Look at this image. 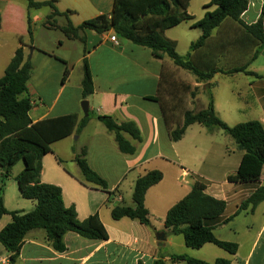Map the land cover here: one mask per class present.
<instances>
[{"label":"crops","instance_id":"crops-1","mask_svg":"<svg viewBox=\"0 0 264 264\" xmlns=\"http://www.w3.org/2000/svg\"><path fill=\"white\" fill-rule=\"evenodd\" d=\"M34 1H52L61 13L70 12L68 17H57L58 24L65 26L69 19L75 27L99 17L112 20L116 2ZM191 3L192 0L188 12L194 20L181 24L187 25L189 32L170 39L177 42L179 55L190 54L199 69L212 73L208 82H201L190 71L177 67L168 56L158 60L150 49L131 41L118 38L119 45H115L110 40L115 34L112 29L105 33L86 29L78 33V38L70 39L57 27L46 25L52 7L35 9L29 8L27 0H0V36L19 39L15 44L8 39L0 41V78L22 41L25 60L33 65L28 84L33 123L70 115L78 116L79 120L85 117L81 107L85 100L82 87L85 60L89 65L95 86L94 93L86 99L91 119L79 135L74 132L52 143V152L43 158L41 182L61 187L65 204L76 207L80 220L98 213L109 233L108 240H88L68 233L64 238L67 250L57 252L47 242L45 230L36 229L27 234L15 264H155L159 260L164 264H184L173 260L174 255L208 263L228 259L233 264H264V202L253 213L250 209L239 212L243 202L264 187V172L258 182L230 183L228 177L239 169L244 151L222 130L209 132L204 126L193 124L181 140L171 139V131L183 124L185 112L205 108L209 94L213 95L217 115L227 125L259 121L264 126V46L256 43L240 23L227 19L204 46L191 50L202 35L192 25L207 12L198 16L191 11ZM263 4L264 0H249V7L241 16L245 25L259 21ZM29 18L32 40L28 33ZM38 24L52 41L47 47L37 43L34 25ZM50 33L61 36L52 40ZM25 37L30 38V43ZM258 50L260 53L256 55ZM242 68L245 71L228 73ZM187 86L205 89L198 96L200 108L194 106L192 93H186ZM184 101L190 106L185 107ZM99 116H111L118 124L131 122L137 126L141 141L124 134L135 147L134 154L120 151L114 134L100 122ZM85 147L89 165L115 194L111 202L108 193L99 187L82 184L83 176L75 157ZM154 170L161 171L163 179L146 194L151 225L129 218L114 220L112 209L118 205L133 206L137 179ZM196 183L205 185L208 195L226 202L224 214L207 225L213 228L218 240L238 244L235 255L212 243L200 249L189 248L182 234H173L165 227L169 210ZM83 195L86 200L81 198ZM7 216L1 221L0 230L12 221L2 226ZM9 257L10 253L0 246V261H5L0 264H10Z\"/></svg>","mask_w":264,"mask_h":264},{"label":"trees","instance_id":"trees-1","mask_svg":"<svg viewBox=\"0 0 264 264\" xmlns=\"http://www.w3.org/2000/svg\"><path fill=\"white\" fill-rule=\"evenodd\" d=\"M27 1L29 8L52 7L53 12L48 16L46 25L57 27L70 39L78 38V33L86 29L97 33H105L112 29L118 38L150 49L158 60L168 56L177 67L190 71L201 82H208L212 78V73L204 72L195 65L190 54L179 55L177 42L165 36L167 30L194 20V16L188 12L191 0H116L112 20L99 17L86 21L78 27H75L69 19L65 26H59L57 17H68L70 12L61 13L54 6V2ZM212 7H215L213 11H207L201 20L192 25L193 28L200 29L202 35L191 45V50L204 46L213 31L227 19L240 23L256 43L264 46V4L259 21L252 26L245 25L241 20V16L249 7V0H210L204 8ZM1 22L0 15V30ZM28 24V33L32 40L30 18ZM259 53L260 50L256 55ZM243 71H245L243 68L234 69L228 73ZM32 72L33 65L30 60H25L24 44L21 41V47L17 49L4 76L0 78V168L3 170V177L8 178L13 168L24 161V170L16 177V181L22 197L35 201L36 206L28 213L10 212L0 195V225L4 216L10 215L12 219L0 230V243L10 253V264L18 261L27 234L36 229L45 230L47 242L57 252L67 250L64 238L68 233H76L88 240L109 239V233L98 213L80 220L76 207L65 204L61 187L41 182L43 158L52 152V143L69 137L74 132L79 135L89 123L91 115L82 120L76 115H70L33 123L30 117L33 103L28 88ZM67 75L68 70L65 79ZM82 87L83 98L86 100L95 91L93 75L86 60ZM208 100L207 106L200 111L185 112L183 124L171 131V139L174 142L181 140L187 128L193 124L204 126L209 132L222 130L244 151L239 169L228 177V181L235 184L260 181L264 172L263 124L259 121H250L231 127L217 115L212 94L208 95ZM98 119L109 132L114 134L121 152L130 155L136 152L135 147L124 137L127 133L135 140H142L141 132L134 123L118 124L111 116H99ZM87 154L88 150L85 147L75 157V162L83 176L82 184L90 183L99 187L108 193V202H111L115 194L108 190L107 181L91 168ZM162 179L163 173L158 170L150 171L138 178L133 192L134 205L115 206L111 211L112 218L116 221L129 218L150 226L149 211L145 205L146 194ZM3 191L1 187L0 194ZM205 191V185L196 183L191 192L169 210L165 227L173 234H182L189 248L200 249L212 243L235 255L239 249L238 244L218 240L213 228L207 225L208 222L215 221L224 214L227 204ZM262 202H264V187L259 188L243 202L239 212L250 209L253 213ZM172 259L184 264H233L228 259H218L214 263H208L185 255H174ZM155 264L164 263L159 260Z\"/></svg>","mask_w":264,"mask_h":264},{"label":"rangeland","instance_id":"rangeland-1","mask_svg":"<svg viewBox=\"0 0 264 264\" xmlns=\"http://www.w3.org/2000/svg\"><path fill=\"white\" fill-rule=\"evenodd\" d=\"M210 0H192L191 3V11L194 12L195 14H197L198 16H201V13L203 11H211L212 8L210 9H205L204 6L206 5V3H208ZM188 22V21H187ZM189 27H187V25H180L178 28H175L171 31H168L166 35V38L170 39L173 37H176L182 33H187L189 32ZM34 31L36 32L37 35V43H40L41 45H45V47L48 46V44H50L52 41L51 39H49L47 37V31H44L41 26L38 25H34ZM52 35L51 38L52 40L56 37L59 36L60 33H50ZM61 36V35H60ZM9 40L12 44L18 43V38L16 37H12V36H0V41L1 40ZM25 41L27 43H30V38L29 37H25ZM182 47V45H181ZM33 48V46L31 47ZM182 49V48H181ZM187 90L186 93H192V98L194 99V106L197 108V102H199V95L201 93L205 92V89L202 87L196 88L195 90H193V88H191L190 86H187ZM183 104L185 105V107H187V105L190 106L189 102L184 101ZM195 112V111H194ZM78 141L75 140V144ZM78 144H82L81 141H79ZM69 167H71V164H68ZM25 164L24 161L19 162L12 170L10 176L8 178L3 177V170L0 168V188L2 187L4 189V191L0 194L5 202V206L8 209V211L12 212V211H21L24 213H28L31 212L35 206H36V202L33 200H28V199H24L19 191V187H18V183L16 181V177L24 170ZM82 199L86 200L87 198L85 197V195H83V197H81ZM11 220V216L8 215L4 221L2 222V226L6 225V223H8ZM0 246L1 243H0Z\"/></svg>","mask_w":264,"mask_h":264},{"label":"water","instance_id":"water-1","mask_svg":"<svg viewBox=\"0 0 264 264\" xmlns=\"http://www.w3.org/2000/svg\"><path fill=\"white\" fill-rule=\"evenodd\" d=\"M81 107H82V110H83V113L85 115V117H88L90 115V104H89V101L87 100H84L81 104Z\"/></svg>","mask_w":264,"mask_h":264},{"label":"built area","instance_id":"built-area-1","mask_svg":"<svg viewBox=\"0 0 264 264\" xmlns=\"http://www.w3.org/2000/svg\"><path fill=\"white\" fill-rule=\"evenodd\" d=\"M111 42L114 43L115 45H119V39L118 37L115 35V34H112L111 35V38H110ZM0 263H5V261H0Z\"/></svg>","mask_w":264,"mask_h":264}]
</instances>
